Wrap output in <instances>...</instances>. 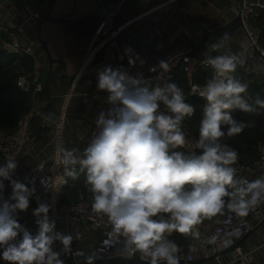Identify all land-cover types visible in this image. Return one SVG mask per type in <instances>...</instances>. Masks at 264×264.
<instances>
[{
  "label": "clouds",
  "instance_id": "obj_1",
  "mask_svg": "<svg viewBox=\"0 0 264 264\" xmlns=\"http://www.w3.org/2000/svg\"><path fill=\"white\" fill-rule=\"evenodd\" d=\"M230 39L225 32L208 46L223 52L206 57L203 63L213 74L203 86L193 85V94L206 102L194 145L198 154L176 150L188 143L182 122L195 113L184 91L174 82L153 86L142 76L111 66L97 73V90L107 93L110 105L96 119L98 132L81 155L76 149L57 148L64 176L75 181L85 175L93 212L107 217L110 235L123 238L124 250L130 256L139 253L147 264H180L182 249L169 239L173 232L194 234L202 218L226 210L245 217L264 203V175L252 181L238 176L239 153L223 142L255 127L253 121L234 119L233 110L256 114L264 108L259 94L245 96L248 85L231 75L245 61L231 51ZM159 67L170 70L163 60ZM17 166L11 156L0 166V193L4 180L12 187L8 200L0 196V258L7 264H64L53 245L59 241L62 252L70 254L74 237L55 231L49 203L33 210L35 234L17 220L18 210H27L35 193L12 179ZM85 261L92 264L93 257Z\"/></svg>",
  "mask_w": 264,
  "mask_h": 264
},
{
  "label": "built area",
  "instance_id": "obj_2",
  "mask_svg": "<svg viewBox=\"0 0 264 264\" xmlns=\"http://www.w3.org/2000/svg\"><path fill=\"white\" fill-rule=\"evenodd\" d=\"M168 1L163 0L159 2L151 11L158 5H162ZM121 7L117 6L116 12ZM259 7H264V0H243L242 7L237 9L240 12L242 24V28L239 30L245 36V44L237 55L245 61L248 72L261 76L264 82V47L260 43L259 31L253 22L258 16L257 9ZM148 12L149 9H144L136 14L134 19L136 22H141ZM113 15L115 16V13ZM15 16L16 12L4 11L0 7V32L7 30L5 27L7 19L9 17L14 18ZM36 16L39 15L36 14ZM24 24L25 20L21 21L16 26L17 33H9L7 38L2 39V48L7 52L14 54L24 53L33 59L31 72L22 73L17 80L19 89L26 90L31 87L32 105L27 113L19 117L16 130L0 133V166L5 164L8 156L15 157L18 166L12 173V179L24 183L30 189H35L34 195L30 197L29 208L25 211L18 210L16 214L17 220L27 230L35 234L38 231V225L35 223L36 217L33 216V210L40 203H49L51 205L49 217L56 223L55 231L73 235L71 225H79V222L84 223L88 236L96 242L92 264H111V260L116 256L138 257L140 259L139 253L130 256L124 250L125 244L123 238L116 240L110 235L111 225L107 217L93 212L90 203L84 199L82 193L78 194V198L75 201H59L61 188L66 182L61 173L64 167L61 163V155L57 153V148L63 147L62 131L66 112L63 108H59L57 113H53L45 109L47 105L45 101L39 100L36 97V94L43 89V83L40 80L43 62L38 52L39 43L34 37L26 34ZM122 28V24H119V26L114 24V17L103 16L99 18L97 25L90 35V39L87 41L76 75L109 43L117 61V68L126 70L132 76H142L145 80L150 81L153 86L156 84L163 85L167 82H174L179 86L176 81V73L177 68L180 66L185 72L186 84L188 86L185 96L199 97L198 93L193 94V85H199L193 80L195 68L198 66L208 67L203 63L206 57L223 52L216 53L211 51L210 47H208L211 43L206 44L203 52L194 54L192 50L195 43L192 42L164 47L155 46L153 45L155 39L153 31L148 33L146 31L142 41L135 48L131 47L128 43H122L118 40L117 36ZM162 60L168 63L170 70H163L159 67V62ZM210 73L211 75L213 74L211 68ZM205 103L203 100L202 114ZM236 111L233 110L231 115L233 116ZM49 115L52 116L51 120L47 118ZM34 116L40 118L43 127L50 129L47 137L50 138V142L52 141V149L49 152L46 149L47 144L43 148L35 150L32 145L33 143L31 144L29 141L28 126L30 119ZM95 122L96 120H94V126L89 135L85 136V133L77 134L72 144L67 146L66 149H76V155H81V146L88 145L94 133L98 132ZM182 130L188 143L184 148L176 150L186 153L195 151L198 154V149L194 147L196 140L184 128ZM28 145L31 151H34V154L30 153L33 162H30L26 158V155L30 152ZM258 150L259 156L253 164L238 161L235 165L238 176L252 181L264 175V146H258ZM39 151L50 153L51 156L46 154V158H40ZM3 183L4 189L0 193V196L3 197V200H8L12 194V187L8 180H4ZM10 202L14 203V201ZM0 203H2V200H0ZM79 229L84 234V230L80 226ZM254 231H260L261 233V241L259 243L249 246L247 249H244L240 245L232 251L225 253V255L220 254L215 256L213 260H216L218 264H251L253 262L255 251L264 246V203L258 204L245 217H239L226 211L224 214L218 215L213 219L201 220L195 226L190 242L179 253L180 263L191 264L196 258L218 253L226 247L233 245L246 233L249 232L250 234ZM84 236L82 239L85 238ZM82 239H76L75 237L73 239L71 245L72 253H70L73 264H86L85 258L89 256V251L80 245ZM53 249L54 251L61 252L60 259L64 261L63 256L65 254L62 252V245L59 241L54 243ZM0 252H2V249H0Z\"/></svg>",
  "mask_w": 264,
  "mask_h": 264
},
{
  "label": "crops",
  "instance_id": "obj_3",
  "mask_svg": "<svg viewBox=\"0 0 264 264\" xmlns=\"http://www.w3.org/2000/svg\"><path fill=\"white\" fill-rule=\"evenodd\" d=\"M129 1L46 0L43 7V16L40 17H46L49 11L51 16L73 12L71 17H79L84 14L93 13L100 8L103 11V16L114 17V24L119 26L124 19V14L115 12L114 16L112 13H106V8L124 7ZM161 1L163 0H138L132 10L134 13H139L144 9H148L152 4L156 6ZM0 7L4 11L16 12L14 18L9 17L7 19L5 27L10 30L11 34L17 33L16 26L25 17L24 0H0ZM237 9L238 4L236 0H169L151 11L150 23L146 31L147 33L152 31L155 33L153 44L155 46L164 47L178 43H196L202 34L198 23L207 28H212L232 18L236 14ZM99 18L94 15L75 23L73 29L80 36L78 39L71 33L64 32V25L61 23L46 22L41 26V37L46 42L49 52L55 61L52 64L50 79L48 60L41 58L43 67L41 69L40 80L48 86L50 91V99L46 104H50V108L57 110V112L59 108H63L66 112L62 131L63 148L72 144L77 134H84L89 128V122H94L99 113L104 111L106 106L109 105L107 93L97 90V73L98 70L106 66L114 68L115 57L110 46H105L76 75L82 54L87 45V37L92 34ZM140 25V21H137L134 27ZM23 26L26 34L34 37L36 32L34 21L32 19L25 20ZM244 44L245 36L240 30L236 31L230 40L231 51L238 54ZM38 52L41 57L42 47L40 44ZM50 80L52 84H50ZM51 142L50 138L47 137L45 142L31 144L35 150H39L47 144L46 149L49 152L52 149ZM30 153L34 154V151L30 149L26 158L30 162H33ZM46 154L51 156L50 153L39 151L40 158H46ZM79 226L72 224L71 231L75 238L78 236V239L81 240L84 234L79 229ZM260 235V231L248 234L243 239L241 245L244 249H247L249 246L259 243L261 241ZM84 237L80 241V245L90 253L92 239ZM63 258L65 264H73L70 254H65ZM263 260L264 246L255 251L254 260L251 264H263ZM0 264H7V262L0 258ZM201 264H218V262L212 259Z\"/></svg>",
  "mask_w": 264,
  "mask_h": 264
},
{
  "label": "trees",
  "instance_id": "obj_4",
  "mask_svg": "<svg viewBox=\"0 0 264 264\" xmlns=\"http://www.w3.org/2000/svg\"><path fill=\"white\" fill-rule=\"evenodd\" d=\"M46 0H24V6L28 11L39 16H43V7ZM258 16L253 20L260 35V43L264 47V7H259ZM141 23V22H140ZM137 27V26H136ZM139 27V26H138ZM10 30L0 32V133H8L17 129L19 117L28 112L32 105L31 87L21 90L17 86V80L22 73H29L33 67V59L27 54H14L7 52L2 48V39L7 38ZM214 42H211V44ZM223 51V49H221ZM235 78L242 83L248 85V91L245 96L255 97L259 94L264 100V82L261 76L248 72L246 63L238 66L233 73ZM211 77L210 68L198 66L193 72V80L203 86L205 81ZM176 81L179 87L187 93L188 86L186 84L185 72L179 66L176 73ZM46 84H43L41 92L36 94L37 99L45 102L49 101L50 93ZM186 102L192 104L195 113L191 117H186L182 122L184 128L195 140L199 138V125L202 119L203 99L200 97L186 96ZM236 120L244 122L253 121L255 127L245 129L241 134L228 138L225 137L223 142L228 143L232 148L238 151L239 161L253 164L258 156V146H264V108H258L256 114L242 113L238 115ZM29 141L30 143L45 142L49 128L41 125L39 117L34 116L29 121ZM88 145L81 146V153ZM198 151H200L198 149ZM79 170V166H77ZM66 183L62 186L59 196L60 202H72L78 198V194L82 193L86 201L92 204V194L85 186V175L80 174L77 180L64 176V169L61 172ZM227 211V210H226ZM225 211V212H226ZM218 216V215H217ZM216 217V216H215ZM212 218H202V220H210ZM191 234L182 235L173 232L169 239L176 242L181 249L190 242Z\"/></svg>",
  "mask_w": 264,
  "mask_h": 264
},
{
  "label": "water",
  "instance_id": "obj_5",
  "mask_svg": "<svg viewBox=\"0 0 264 264\" xmlns=\"http://www.w3.org/2000/svg\"><path fill=\"white\" fill-rule=\"evenodd\" d=\"M238 4V9L242 7L243 0H236ZM138 0H130L124 7L122 6L117 12H121L124 14V19L120 23L122 24V29L119 32L117 38L120 42L122 43H128L131 47L137 48L140 42L142 41L146 29L150 23L151 19V9L155 6L152 4L148 9L149 12L147 15L144 17V19L141 21V25L139 27H134L136 20L134 19L135 15L138 13H134L132 9L136 6V3ZM25 9V17L24 20L32 19L35 23L36 27V32L34 35V39L37 40V42L40 44L42 47V53H41V58H46L48 60V68L50 72V79H51V69H52V64L55 61L53 56L50 54L48 46L46 42L43 40L41 37V26L42 24L46 22H56V23H61L64 25V32H69L73 36H75L77 39L80 37L78 34L73 29V25L79 21H82L84 19H87L88 17L91 16H98V17H103V11L98 8L95 12L89 13V14H84L79 17H71L73 12L71 13H60L58 16H51V13L49 11L48 15L46 17H39L36 16L35 14L31 13L24 7ZM51 10V9H50ZM116 12V8H106V13H112L114 14ZM198 26L200 27L202 34L195 43V46L192 50V53H201L205 50L206 44L209 42H216V40L221 37L225 32H228L230 34V37L232 38L233 34L238 31L239 29L242 28L241 24V19H240V12L239 10L236 12V14L230 18L229 20L220 23L212 28H207L202 24L198 23ZM87 39H90V36L87 37ZM231 40V39H230ZM230 44V41H229ZM109 46V43H107ZM115 57V56H114ZM117 68V61L116 59L114 60V69ZM50 84H52V81L50 80ZM110 107V105H107L106 108L104 109L107 110ZM45 109L49 111H53L54 113L57 112V110H54L50 108V104L46 105ZM240 110H237L236 113L232 116L234 119L238 117L240 114ZM79 118V117H77ZM94 126V122H89V128L85 132V136L89 135L91 132L92 128ZM80 227L84 230V235L89 239L90 237L88 236V233L86 231L85 225L83 222H79ZM249 234L246 233L243 237H241L239 240H237L233 245L226 247L225 249L219 251L218 253L209 255L207 257H200L196 258L195 260L192 261L191 264H201L207 261L212 260L215 256L224 254L226 252L232 251L235 247H238L241 245L243 239ZM96 242L91 240V248H90V253L89 255L93 257V252L95 248ZM111 264H147L146 261L140 260L138 257H124V256H116L111 260Z\"/></svg>",
  "mask_w": 264,
  "mask_h": 264
},
{
  "label": "rangeland",
  "instance_id": "obj_6",
  "mask_svg": "<svg viewBox=\"0 0 264 264\" xmlns=\"http://www.w3.org/2000/svg\"><path fill=\"white\" fill-rule=\"evenodd\" d=\"M28 147H29V145H28ZM29 149H30V147H29Z\"/></svg>",
  "mask_w": 264,
  "mask_h": 264
},
{
  "label": "flooded vegetation",
  "instance_id": "obj_7",
  "mask_svg": "<svg viewBox=\"0 0 264 264\" xmlns=\"http://www.w3.org/2000/svg\"><path fill=\"white\" fill-rule=\"evenodd\" d=\"M36 15V14H35Z\"/></svg>",
  "mask_w": 264,
  "mask_h": 264
}]
</instances>
